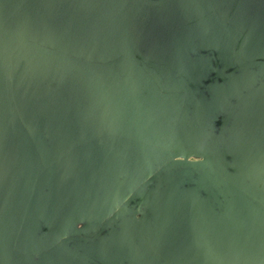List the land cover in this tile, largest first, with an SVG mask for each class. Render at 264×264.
I'll use <instances>...</instances> for the list:
<instances>
[{"label":"rangeland","instance_id":"1","mask_svg":"<svg viewBox=\"0 0 264 264\" xmlns=\"http://www.w3.org/2000/svg\"><path fill=\"white\" fill-rule=\"evenodd\" d=\"M194 7L195 6L190 5L189 10L194 11ZM131 11L132 13H129L128 15H130L132 18H136V15L134 13H136L138 9L134 8V10L132 9ZM97 12L98 11L92 12L89 10L79 13L81 16H78V18H76L79 24L78 30L75 32V35L73 34V31L69 32V39L66 40L67 43L62 44L63 52L65 54L71 55L73 58L80 55V48L83 43V41H81V43L79 40L80 36H82L81 38L85 39L87 33L94 31L91 26L109 20L106 14ZM8 18L10 17L8 16L6 19ZM198 20L199 19H197L195 22L197 23ZM46 21L47 17H36L32 19L30 26H32L33 29H36ZM41 29L42 28H40V30ZM108 29H110V27ZM127 29L128 30L126 31V33L130 34L128 40L131 39L129 44L126 43L128 44V47L131 42H133L134 31L132 27H128ZM0 32L1 44L3 40L2 36L6 35V32L4 30L2 32L1 29ZM113 32L117 33V31ZM23 36L20 35V40H22ZM33 41H37V39L31 38L30 42ZM72 41L74 42L72 43ZM125 45L121 50L117 49V52H119V54L124 57L123 60L119 58V54L115 53L116 48L114 49V44H112V47L107 54L106 52H104L103 55L102 53H98L100 55L98 56V58L93 57V60H87V66L82 65L79 62L77 63L79 67H82L85 70L86 68L97 67H99L100 69L92 70L88 73H81L79 69H77L76 65H73L72 69H68V63H66V66L63 65L62 67V71L69 74L73 73V75H76V77H78L79 79H91L93 81L102 82L103 74H96L95 72L111 70L112 72H116L120 76H122V81L125 73L129 70V68L132 67V69L134 70L129 75H127V80L131 81L134 84L132 98L141 101L142 96H144V92L142 91V89H144L146 86L148 87L147 89L149 90L151 95L152 92L155 91L156 94H158L161 98H163L164 96V109L167 110L168 113H179V111L181 110V113L184 112V116H186L182 120L188 119L187 121L181 122V127H179L178 131H181V134L183 136H187V134H190V130L193 126L192 120H190V118L192 119L193 105L191 101L192 98L189 97L188 91L183 87L181 83L175 82L176 75H169L167 72H164L163 69L167 67L165 61H162L160 59L147 58L146 64L143 65L137 61L140 60L139 58H133L131 54H128V51L126 49L127 47L125 48ZM17 47L18 46L15 45L13 49L14 53L18 50ZM10 54L12 55V57L9 56L8 58H6L3 55L2 50L0 49V65L4 66L6 70L11 66V62L12 66L16 65L22 68H26V66H29L28 61L30 57L13 55V53ZM72 64L73 63H71V65ZM248 72L249 73L247 75L244 74L243 76L242 71L232 70L231 74L229 73L228 76L224 77L225 84L230 83L232 74L234 75V77L238 75L239 78H243V85L239 89L237 96H235L233 99H237L238 97H242L243 95H245L253 85H258L264 82V71L256 69L254 71ZM6 79L7 74H2L0 76V128L3 129V133L1 134L0 138L1 143L4 147L3 150L5 151V155L6 153L8 154V152L10 153L8 154L7 163L9 164L8 178H11V181L8 184L7 182L5 183V185L7 184L6 186H4L5 188H0V197L3 194L4 190L5 194H13L17 191H24L23 188L15 186L13 175L23 172L22 169H27V166L30 163V159L32 162V159L35 158L40 168L49 170L46 173L47 177L43 178L44 182L42 184V192L41 196L38 198L44 205L45 209H47L50 219L49 221L47 220L46 222H42L41 224H39L40 229L37 230L35 237L38 240L40 239L41 245L40 248H34L35 246L31 248V253L33 254V264H43L42 260H46L47 254L50 250L42 249V244H44V237L47 235L46 233L51 227L50 225L53 222L51 228L53 229L55 224L54 208L51 207L52 203L50 202L51 192L54 193L56 199L59 200L60 193H57L58 185L61 181H71V178L68 175H65L67 173H64V169L60 173H58L57 176H55L54 174L61 170L64 165L71 163L72 160L79 157L90 156L89 153L93 151L94 148H100L101 151L104 148L111 149L108 144L101 143V139H104L106 137L108 138V134H110L112 131L117 132V134L113 136L116 138L118 137L117 139H119V137H121L119 136V133L124 134L125 129L131 125L133 126L132 130L130 131L132 137L127 136V139L132 142V139L135 140V135L139 139L143 138L142 140L144 141V144L140 145L139 150H134V153L136 155L130 156L127 153H123V158L121 159L124 160L132 159L135 156L138 157L139 163L136 167V174L138 176L137 178L139 183L137 182V184H135L134 190H129L126 194H123L122 198L119 200L120 204L115 203L113 205L112 209H115V211L116 208L120 209L121 214V218L113 220V222L116 221L117 225H119L120 223L126 225L125 223L129 222V218H134V216H137L138 218H140V220H142V222L147 225V227L151 229L153 227H160V225H156L153 221L155 215L153 209V205L154 203H156L155 197L148 195L153 185L148 186L145 190L142 189L140 194H136L135 191L149 179L146 172L147 166H159V171H161L163 170L164 165L168 163H172L176 167H183L185 166L183 165L185 162H195L200 159L202 160L201 156H197L194 151V147L196 148L198 143V139L196 137H191L193 138V140L191 139L192 144L189 147L174 144L171 147L170 152H165L164 154L163 151H157V154H155L156 150H154V148L150 146L152 142H149L148 136H146L148 132L146 126V118L139 111V107L134 104L133 113H135L136 115V122H134V120L127 115H123L122 112L120 113V110H123L125 103L128 100V96H123L124 102L117 105L116 111L118 113V116L112 117V121L108 122V114H111V109L115 105L117 97V93L110 91L113 97L111 99L105 97L104 101L108 103V111L101 119L86 121L85 115L77 118L64 117L56 119L51 123V128L46 127L42 132H40L41 135L39 134V131L37 132V137L40 135L47 141L46 145L48 147L41 148V145L39 146L35 142L33 138L34 136L32 134H28L24 138H21L14 134L17 112L15 111L12 103L7 104L8 99H10V93L7 92L5 88ZM8 82L9 80H7V83ZM174 82L176 84L178 83V86L176 85V91L173 90V87L175 86ZM139 83H142L141 87L138 86ZM165 88H171L172 91L170 92V90H165ZM90 90L91 87L89 86V93ZM206 94L208 95L209 92L206 91ZM97 101L98 100H96L95 98H92L93 104ZM239 104L240 105L238 109L234 113V115H237V118L239 117L238 126L233 125L231 128L229 127V129H226L225 123H221L222 118H225L226 115L230 114L231 104L222 107L221 112L218 113L217 118L215 117L211 119L206 125H203L206 128V135L203 139V150L208 153L210 157L220 158V163L228 168L233 174L237 175L241 181H243L247 185H250L251 183L253 185L251 187L255 188L259 192L264 193V165H262L264 163V85L256 93L251 95V97H247ZM255 105L257 106L255 107ZM95 107L97 106L94 104L93 108ZM197 109H199L200 111L201 107H199L198 105ZM249 112H251V114H249ZM141 115L143 117H141ZM248 121H251V123L253 122V130L249 133L248 138H245V135L242 136L241 133L245 129ZM114 126L116 127L115 129L113 128ZM89 129L93 131L91 132L89 131ZM127 130H129V128H127ZM235 131L236 134L234 137ZM126 134L129 135L128 132H126ZM238 134V142L240 143L238 144L237 151L235 150L228 154H223L225 147L229 146L228 141L232 139L234 140V142H236ZM89 135H92L94 139L92 140ZM47 137L57 138L56 140H61V142L59 143L65 148L58 145L54 146L55 143L49 141ZM112 141L113 140L111 138V142ZM10 146H12V149L8 150L7 148ZM66 147L70 149L74 147L76 148V150L70 151V149L67 150ZM60 148H63L64 151L63 149L60 150ZM53 150L56 151V154L53 152ZM123 151H129V148ZM258 151L260 153H258ZM50 152H52L53 154L52 158H50L49 156ZM189 152H192V155L189 156L190 158L187 157V153ZM96 153L98 152L96 151ZM161 154H164V163H160L162 156ZM24 156H26L29 161H27L26 159V161L24 162L22 159ZM46 159L48 161H46ZM16 169H18L19 171H15ZM213 169L215 170L213 178H207V181L205 183H202V186L195 182L198 192L197 198L202 201V208L200 213H194L196 214L197 218L200 217L201 224L205 225L207 232H209L210 234V239L213 245L206 253H197L193 257V261L196 264H264V200L253 196L241 187L237 186L225 174L218 171L215 167H213ZM178 170V168H175L167 171L165 175L160 174L158 183L159 185H163V187L159 188L160 191L158 194L163 195V198L167 195L164 187L167 186L168 181H173L172 184L175 185V188L169 193L176 192L181 186H184L182 183L180 184L181 178L183 177L177 174ZM11 174L12 177H10ZM52 177H54L53 181H51ZM83 182L86 183V180H83ZM33 187L34 186H32L31 191L29 190V187H25L24 189L26 191H24V193H22L21 195L17 194V196H23V194L26 197L36 196L35 192H37V189L34 192ZM201 187L203 188L200 189ZM40 189L41 188H39V190ZM145 199L150 200L148 202V208L145 206ZM16 205H19V202H17ZM64 207L70 208L71 206L69 204H66V206ZM64 207L62 208L63 211H65ZM80 207L84 211H86L85 203H81ZM244 211L247 212L250 218V228L247 226L244 220ZM208 215L211 217H215V220L213 221V219L211 217L209 218ZM124 216L127 217L125 218ZM85 226L87 225L84 223L82 227ZM33 228H36L34 224ZM22 239H26L25 234H22L21 240ZM54 245L55 244L50 246L49 244H47L46 247L51 248ZM5 249L8 253V248L0 249V252H3V250ZM76 250L82 251L83 248L81 247ZM6 260H4L2 264H9Z\"/></svg>","mask_w":264,"mask_h":264},{"label":"flooded vegetation","instance_id":"2","mask_svg":"<svg viewBox=\"0 0 264 264\" xmlns=\"http://www.w3.org/2000/svg\"><path fill=\"white\" fill-rule=\"evenodd\" d=\"M171 1L172 0H169L163 6H160V7L154 8V9H161V8L169 5V3ZM182 1L184 3H188V4H191L192 6H195L194 11H190L189 8H187L185 11L184 7H182L183 10L180 9V7H179V9H180L179 15H180V18L182 17V19H181L182 26H184L185 22H189L190 20H193V22H195L197 19H200L201 21L198 20L199 27H200V24L203 23L202 21L205 22V23H203V25H205V26L204 27L202 26L201 30H196L195 27H192V26H190L188 29L186 28L187 31L181 30V32L183 33V38L181 39V41L184 42V46H183V48H181L182 52H184L182 55L184 57L183 59H185L188 56H191L192 58H194L193 63L187 64L189 67V70H190V74H189L190 77H189V75H184L188 78V79L185 78V80L192 87L193 94L198 98V103L195 107V114L192 113V119L190 118V120H192L193 126L190 130V134H187V136H183L181 134V131H178V129H179V127H181L180 126L181 122L187 121L188 119L182 120L186 116H184L185 115L184 112L181 113V110L179 111V113H176V112H174L173 114L168 113L167 110L164 109L165 97L163 96L162 107L160 109L162 114L161 113H156V114H149L148 113V115H145L146 123H147L146 126H147V130H148L146 136H148L149 142H150L149 139H150L152 133H153L152 135L155 136V138L159 137V136L161 137L160 142H158V140L153 141L152 144L150 145L152 148H154V150H156L155 154H157V151H163L164 154H165V152H170L171 147L174 144H179L181 146L183 145L185 147H189L192 144L191 139L193 140V138H191V137H196L198 139V143H197V147L196 148L194 147V151H195V154L197 156H199V157L201 156L202 160L200 159V160L195 161V162H185L183 164L185 166H183V167H176V166H174V164L168 163V164L164 165L163 170H161V171H159V166H155V165H150L149 167L147 166L146 172H147V176L149 177V179L147 181H145L142 184V186H140L136 190L137 192H135V193L140 194L142 189L145 190L148 186L153 185L152 189H151L150 193H148V195L155 197L156 203L153 202L154 203L153 209H154V212L156 215H157V211H158V205L160 202H165L168 218L173 217L172 216L173 214H174L175 219L176 218H185L186 215L189 214L188 230L192 233V235L194 236L195 242H196L195 243L196 252L193 255V256H195L197 253H206L208 250H210V248L213 245L211 242V239H210V234H209V232H207L205 225L201 224L200 217L197 218L196 214H194V213H197V214L200 213L201 208H202V205H201L202 201H200V199L197 198L198 192H197L195 182L202 186V183H205L207 181L206 180L207 178H213V174L215 173V170L213 169V167H215L218 171H220L213 163L208 161L209 158H211V159H215V158L210 157L208 155V153H206L203 150L204 149L203 139L205 138V135H206V133H205L206 128L203 125H206L211 119H213L215 117L217 118L218 113L221 112L222 107L227 106L228 104H231V112L229 111L230 114L228 113L229 115H226L225 118L220 117V118H222L221 123L222 122H223V124L225 123L226 129L227 128L229 129V127L231 128L233 125L238 126L239 125V123H238L239 117L237 118V115H234L235 111L238 109V107L240 105V104L238 105V103L245 96L250 94L251 91H253L255 88H257L258 86H262L264 84V82H262L258 85H253L252 88L245 95H243L242 97H238L237 99H233L235 96H237L239 89L243 85V81H242L243 78L242 79L239 78L238 75H236V77H234V75L232 74L231 75L232 79L230 80V83L225 84L224 77L228 76L229 73L231 74L232 70H234V71L240 70V71H242V74L244 76V74L247 75L249 73L248 71H254L256 69L264 71V68L257 67V68H252V69H248V70H242L236 65V62H235L236 47H237L240 39L234 32H232L230 30L221 29L214 21L213 12H214V14H217L218 17H220V19L224 25L233 26L244 34L245 43L242 47V54H241V59L243 62H256V61L264 62V46H263V44H264V11L261 8H260L261 10H257L256 8L255 9L253 8V12H251L252 14L248 16L250 19L246 20V19H242L244 16L243 17L241 16V15H245L243 10L241 11V8L239 7L240 10L238 12V9L233 5L234 8L236 9V14L238 13V16L235 18L237 20V22L236 23H227L225 18H223L221 15H219L217 13L218 12V8H217L218 4H216V2L214 3L213 0H207L208 3L214 8V9H212L213 12L209 8H207L199 0H182ZM237 1H238V5H240V6L242 4L243 5L247 4L242 0H237ZM142 2H143V0H142ZM233 6H232V8H233ZM248 6H250V5H248ZM222 8H223V10H225V9L229 10L230 9L229 3L226 2V4ZM11 9H12V7L9 6V7H6V9H3L2 11H0V22L3 19L5 20L6 17H8V16L10 17L9 14H10ZM228 10H226V11H228ZM161 13L162 12H160L158 14L156 20L162 21V22L167 21L172 14L171 10H168L166 13H162V14ZM198 14H200V15H198ZM43 15H45L44 17H46V13L42 9H40V12L38 11V14L37 13L32 14V19L36 18V17L41 18V17H43ZM239 16H241L242 18L240 19ZM198 17H201V18H198ZM161 18H163V20ZM156 26H159V24H156ZM182 29H185V28L182 27ZM212 29H215L218 32L217 33L218 36H221V38H222L221 42L218 43L217 45H214L213 43H211V45L213 47H216L215 49H217L216 59L219 62L218 67H216L217 66L216 63L214 62L213 58L209 54L211 51V49L209 48L210 47L209 42H211V40L214 37H217V36H212L213 35L212 33H208V30H212ZM158 33H159V31H157L156 29H154V30L149 29L145 33V35L148 39L155 40L156 50L158 48H160V45L164 41V38L162 36H160ZM228 36H230V38H232L234 36V38H235L234 44L232 42V39H227ZM4 37H5V35L2 36V39ZM192 41H197V43L193 44ZM2 45H3V42H2ZM7 47L8 46L5 47L6 51H8ZM168 52L170 53V58H173L174 53L171 55V53L173 51L171 52V50H170ZM186 53L191 54V55H187ZM165 54H167V52ZM160 60L165 61L163 59H160ZM172 63L174 64V62H172ZM176 64L177 63H175V65ZM181 67H182V65H181ZM181 67L179 64V65H177V69H176V67H175V69L179 70ZM170 72L171 73L169 75H175L176 74L175 70H173V69ZM185 74H187V73H185ZM115 78L116 77L114 75H109L107 77L108 84H112L115 81ZM180 79H184V78L183 77L177 78L175 82H178ZM175 82H174L175 86L176 85L178 86V83L176 84ZM200 82H202L201 85H199ZM179 83H181L183 85V87L188 91L189 97L192 98V100H191L192 105H194L195 100L191 96L190 91L186 88V85L183 82H179ZM175 86L173 87V90L176 91L177 87H175ZM71 91H74V93L76 95L78 94V90H71V89H68L66 86H65V88H61L57 85H48V86L43 85V86H41L37 95L40 97L39 99H41L39 101L40 104H44L46 102L49 105L47 112H45L44 107H42L43 112H41L40 114L35 113L36 112L35 107H29V106L23 107L22 110L20 111V115L22 118L24 116V117H27L28 119H27L26 123H24V125H25L24 128L19 127L20 126L19 121L15 120L16 127L14 128V134H16L17 136H19L21 138H24L26 135L30 134V132L33 130V128L38 123H40L43 119H45L47 117L55 116V114L58 112L70 110L71 107L69 105H67V103H68V101H70L69 94ZM171 91H172V89L170 88V92ZM206 91L209 92L208 95L206 94ZM79 92H81V91H79ZM247 97H249V96H247ZM250 97H251V95H250ZM77 101H78V99H77ZM149 102L152 105V97L150 98ZM7 104H10V99H8ZM82 104H83V102H81L80 106ZM151 105H150V109L148 112H150V110L152 109ZM198 105H199V107H201L200 111H199V109H197ZM61 106H63V107H61ZM256 106L257 105H255V107ZM57 109H59L61 111H57ZM103 111H104V106L100 107L98 109V111L95 112L94 116H99V114L102 113ZM251 112H249V114H251ZM23 113H24V115H23ZM166 118H169V120L167 122H166ZM197 119H198V124H197ZM235 119H236V121H235ZM250 123H251V121H248L245 129L241 133L242 136L245 135V138H248L249 133L253 130V125H251L252 123L251 124ZM249 124H250V126H249ZM237 126H236V131H237ZM89 131L92 132L93 130L89 129ZM236 131L234 132V137H235ZM2 133H3V129L0 128V137H1ZM221 134H222V132H221ZM105 135H107V134H105ZM89 136L92 140L94 139V137L92 135H89ZM110 138H112L114 140L113 136L109 135L108 138L106 137L104 139H101L102 142L101 141L100 142L103 144H108V146L110 147V146L114 145V143H115V141L112 143ZM47 139L49 141L55 143L54 146H56V145L62 146L59 143V142H61V140H56L57 138L47 137ZM34 140L40 146V144L38 143V141L35 138H34ZM201 140H202V145L200 147V141ZM236 140H237L236 142H234V140H232V139L230 141H228L229 146L225 147L223 154H228V153L235 151V150L237 151L238 144L240 143V142H238L239 141V134H238V137ZM108 141H110L111 143H109ZM1 146H3V144ZM11 147L12 146L8 147L7 149L10 150V149H12ZM63 148H65V147H63ZM63 148H60V150H62ZM3 149H4V147H3ZM66 149L68 150L70 148L66 147ZM71 150H76V149L71 148L70 151ZM104 150L110 151L114 159L123 158L122 154H116V153H114V151L112 149L104 148L102 151H104ZM63 151H64V149H63ZM102 151L100 148H98V150H97L98 153H100ZM53 152L56 154L55 150H53ZM98 153H96V151H94V152L91 151L89 153L90 156L76 158V159L72 160L71 163L64 165L61 170H59L58 172H56V174H54L55 176H57L58 173H60L64 169L65 170L64 173H67L65 175H68L71 178L70 179L71 181H61L60 184H62L63 187H66V185H68V184L73 185L76 183V186L72 192L70 203H67V202L62 203L60 197H59V200H57L56 196H54V193L51 192L50 202L52 203L51 207L54 208L55 224H54L53 229H51L53 222L50 225L51 227L48 229V231L46 233L47 235L44 237V244H42V249L45 250L47 248L46 247L47 244H49L51 246V245L55 244V242L57 243L58 238H59V234L62 233L63 230H66L67 228H72L73 226L76 227L74 225L73 213L76 214L77 211H80L79 214H81V216H88L89 211H90L89 208L94 209V207H98L101 209L104 208V211H107L108 216L112 215L114 209H112L109 206L107 201L104 203L98 204L97 201H94L92 197L88 199L87 193L83 190V188L86 187L87 183L92 182L88 179V177H87L88 175H86V174H92L93 172H96V174L93 176V178L95 179L96 183H98L99 185L102 186L103 182L107 180L108 172L110 171V169H113L112 165L107 164L109 166V168L107 166L106 171H103V169L92 170V167H93L92 165L94 164V162H93L94 156ZM164 154H161L162 156H161L160 163L165 162L163 160ZM52 155H53L52 152H50L49 153L50 158H52ZM191 155H192V152L187 153L188 158H190L189 156H191ZM22 159L24 162L26 161V159H27V161H29L26 156H24ZM46 161H48V160L46 159ZM219 162H220V158H219ZM158 164H159V157H158ZM8 165H9L8 163L0 164V188H3L4 186H6L11 181L10 180L11 178H8L9 177V173H8L9 172V166ZM210 166H213V167H210ZM27 167L28 168L25 170L22 169L23 172L14 174L13 175V181L15 182V186H19L20 188H23L24 191H26L24 189L25 187H29V190L31 191L32 186H34L33 187L34 192L37 189V192H35L36 196L26 197L24 194H23V196H17V194L21 195L22 193H24V191H21V192L17 191L16 193H13V194H5V190H4L3 194L0 197V199L3 198L2 200H0V242H1L0 246L4 247L6 244L8 247V253H7L6 249L3 252H0V264H2L3 261L6 259H7L6 261L9 264H33L32 263L33 262V259H32L33 254L31 253L32 252L31 248L34 246H35L34 248H40V245H41L40 239L38 240L35 237L37 230L40 229L39 224H41L42 222H46L47 220L49 221V219H50L48 216V211H47V209H45L43 204L36 209L37 200L39 202H41L38 197L41 196L42 184L44 182L43 178L47 177L46 173L49 170L40 168L38 164H32L31 159H30V163ZM68 167H70V168H68ZM175 168L179 169L177 174H179L183 177V178H181L180 184L182 183L184 186H181L176 192L169 193L170 191H172L175 188V185L172 184L173 181L167 180L168 181L167 186L164 187V190L167 192V195L163 198V195L158 194L160 191L159 188L163 187V185H159V183H158L159 176H160V174L165 175V173H167V171H169L171 169H175ZM4 170H7V171H4ZM15 171H19V170L16 169ZM69 172H71V173H69ZM87 172H91V173H87ZM124 173L122 176H120L118 178L117 184L115 185V189L113 190V191H115L114 193H116L114 197L115 198L118 197V198H116L115 203H119V204H120L119 200L122 198L123 194H126L129 190H134L135 184H137V182H138L137 177H132L131 179H129L132 187L129 189H126L125 184H126L127 179H126V176L124 175ZM251 174H252V172H251ZM233 175L238 178L237 175H235V174H233ZM3 176H5V179H4L5 181H4V184L2 185L1 181H2ZM111 176H114V174L111 173ZM10 177H12V174ZM54 177L51 178V181H53ZM121 177H123L124 180H119ZM248 178H249V176H248ZM83 180H86V183H84ZM133 180H135L134 183L132 182ZM6 182H7V184L5 185ZM263 182H264V179H263ZM80 185H83V187H81V194L82 195L79 198L77 208H74V206H73L74 195H75V192L77 191V189L80 187ZM250 186H253V185L250 183ZM39 188H41V189L39 190ZM66 188H65L66 189L65 194L67 195V193L70 190V187H66ZM202 188L203 187H201L200 189H202ZM38 190H39V192H38ZM59 191H60L59 187H57V193H60ZM101 193H102V191H101ZM160 193H163V192H160ZM168 193H169V195H168ZM199 195H200V193H199ZM149 201L150 200L145 199V202H146L145 206L147 208H148V202ZM17 202H19V205H16ZM81 203L86 204V208H85L86 211H84L80 207ZM186 203L189 204L188 210L183 211V206ZM66 204H69L71 207L70 208L64 207V206H66ZM113 205H112V207H113ZM63 207L65 208V211H63V209H62ZM149 207H150V205H149ZM60 208H61V210H60ZM99 212H101L102 215H104L103 210L102 211L99 210ZM181 213L183 216H180ZM42 215L44 217H41ZM64 216L65 217L68 216V217L65 218ZM112 216H113L112 220H117V219L121 218L120 211H118L117 213H116V211H114ZM208 217L210 218L211 216L208 215ZM211 218L213 219V221L215 220V217H211ZM244 220H245V218H244ZM123 222H125V221H123ZM33 224L36 226V228H33ZM125 224H127V223H125ZM120 226L124 228L125 225L120 223ZM161 227H163L162 224H160L159 228L161 229ZM178 231H181V229H179ZM84 233H85V231H84ZM22 234L23 235L25 234L26 239L21 240ZM199 234L202 237L206 238L207 242H209V243H207L205 246L197 245L196 240H197V237L199 236ZM103 239H104L103 242L105 243V245H109L110 243L114 244L116 242V240L109 233H108V235H104ZM22 241H23V245H24V243L26 245H28L29 250L28 249H27V251L18 250V247L20 246ZM72 242L76 244V246H75L76 249L82 247L83 248L82 252L85 253V249H86L87 244L84 240H80V241H76V242L72 241ZM37 243H38V245H37ZM54 249H56V247L52 248L53 251H54ZM58 250L61 253L62 247L58 246ZM5 256H6V258H5ZM126 256H127V254H126ZM191 257H189L187 260L191 259ZM54 258L55 257L52 256V254H50L47 256L46 260L48 259L50 264H56V262H55L56 259L53 260ZM67 259L68 258L60 259V260H63L64 264H71ZM71 262L75 263L72 260H71ZM44 264H46V263L44 262Z\"/></svg>","mask_w":264,"mask_h":264},{"label":"crops","instance_id":"3","mask_svg":"<svg viewBox=\"0 0 264 264\" xmlns=\"http://www.w3.org/2000/svg\"><path fill=\"white\" fill-rule=\"evenodd\" d=\"M213 1L214 3L216 2V4H218V6L216 5L218 8L217 13L223 18H225L227 23H236L237 20L235 18L238 16V13L236 14V9L234 8V6L238 9V12L240 10V7L241 11L243 10L245 14L241 15L242 17L244 16L243 18L241 16H239V18L248 20L250 19L248 16L252 14L251 12H253V8L261 10L260 7L256 4V2L264 0H248L250 1L248 2V4H242L241 6L238 5L237 0ZM226 2H228L230 5L229 10H223L222 8L226 4ZM189 5L191 4L184 3L182 0H172L169 5L161 9H154L149 8L141 0H0V11L6 9V7H12L9 14L10 18L6 19V21L3 19L0 22V29L2 30V32L4 30L6 32L5 36L9 38L12 37L11 33L28 30L30 34H37L45 40H53L55 42H58L59 44H66V40L69 39V32L73 31V34L75 35V32L79 28V24L76 19L78 18V16H81L79 13L89 10L92 12L98 11L103 14H106L109 20L103 23L101 22L100 24H95L96 26H91L94 31L87 33L85 39L81 38L82 36H80V42L83 41V43L81 42L83 48L82 55L84 56L83 58L86 64L88 63L87 60L94 59L92 54H98V50L103 46L101 44H104L105 42L113 44L111 40L116 43V47H114V49L116 48L115 53L119 54V52H117V49L121 50L122 48H124L123 43L124 41L129 39L130 36V34L126 33V31L128 30L127 28L132 27L134 31L133 42H131L128 47L127 45L129 43L125 45V48L127 47L126 49L128 51V54H131L133 58H139L140 60L137 61L140 63L143 62L144 64H146L147 58L163 59L165 60V64L167 65V67L163 69L165 73L167 72L168 74H170V71L173 69L176 73V79L181 77L185 79L187 77L184 75L190 74L189 67L187 65H182L179 70H176L177 65L180 64V60L184 58L182 56L184 52H182L181 50V48H183L184 46V42L181 41V39L183 38V33L181 32V30L184 31L190 26L195 27L196 30H201L202 26H205L203 25V23H205L204 21H202L203 23L200 24L199 27V25L197 26L198 22H193V20L185 22L184 26H182V17L180 18L179 15L180 9L184 7L186 11V9L189 8ZM231 5H234L233 8ZM134 8L138 9V11L134 13L136 15V18H132L130 15H128L129 13H132L131 10H134ZM40 9H42L47 14V21L44 24H41L40 27L36 28L35 30H32L30 26V23L32 22V14H38V11ZM168 10H171L172 14L167 21L162 22L156 20L160 12L166 13ZM161 19L163 20V18ZM156 24H159V26H156ZM109 27L113 31H117V33H114L112 30L108 29ZM182 27H184L185 29H182ZM40 28L42 29L40 30ZM149 29H156L157 31H159L158 34L164 38V41L160 45V48H158L157 50L155 46V40L148 39L145 35L147 30ZM208 33H212V36H217L214 37L211 42H209V48L211 49L209 54L216 63V67H218L219 62L216 59L217 49H215L216 47H213L211 43L217 45L221 42L222 38L221 36H218V32L215 29L208 30ZM227 39H232V42L234 44V36L232 38L228 36ZM73 42L74 41H72V43ZM0 49L2 50V53L6 58H8L9 56L11 57V54L5 50L4 45H0ZM170 50L171 52L173 51L171 55L173 53V55L176 54L175 56H173V58H170V53L168 52ZM166 52L167 54H165ZM98 56L100 55L98 54ZM98 56L96 58H98ZM119 58H121L122 60L124 59L121 54H119ZM172 62H174V64ZM175 63L177 64L175 65ZM28 64L29 66H27L26 68H21L16 65L12 66L11 62V66L7 70L4 68V66L0 65V76L2 74H7V78L9 80L8 83L6 82L7 84H5V86L8 92L10 93L11 103L15 108V111L17 112V120L20 124L19 127L24 128V123H26L28 119L24 116L22 118L20 115V111L23 107H35L36 114H40L41 112H43L42 107H44L45 112H47L49 105L46 102L44 104H40L39 101L41 99H39L40 97L37 95L39 89L43 85H57L61 88H65L66 86L68 89L78 90L77 95L74 93V91H71L69 94L70 101H68L67 105H69L71 109L67 111L58 112L55 114V116L51 117L58 116L57 118H63L65 116H69V114L71 113H73L72 116L74 117H80L85 114L81 113L88 110L87 98L89 94V87H86L85 84L80 83V81H78L75 77L68 75L62 71V67L65 63L64 59L61 56L55 53V51L51 52L44 58L36 53H32ZM92 69L95 68H88V71ZM133 70L134 69L128 71L129 74ZM112 74L115 75L116 73ZM115 76L116 78L113 82V85L111 84L109 86V88H112L111 91L113 92V87L119 81V74L117 73ZM138 86L141 87L142 83H139ZM147 88L148 87L146 86L144 89H142V91L144 92V96H142L141 101L132 98V91L134 87L126 88L124 86L122 90H118L119 93L121 91L129 93L128 95H125L128 96V100L126 101L123 110H120V113L122 112L123 115H127L128 117L132 118L134 122H136V115L135 113H133L135 104L139 107V111L144 115V117L145 115H148V113L152 114V109L150 110V112H148L151 105L149 100L152 95L150 94ZM123 94L121 95V98H119L115 102V105L111 109V114H108V122L112 121V117L118 116L116 108L118 104L124 102ZM81 102H83V104L80 106ZM104 106L107 107V104H105ZM84 108H86V110L81 111ZM57 111L61 110L57 109ZM107 111L108 109L106 110V108L104 107V111L100 113L99 116L93 115L90 118V113H88L87 115H85V118L87 119L89 117V119H87L88 121H90L91 119H93L92 121L101 119ZM115 113L116 115L114 116ZM141 117L143 116L141 115ZM251 125H253V122ZM113 128L115 129L116 127L114 126ZM127 128H129V130H127ZM127 128L125 129L124 134L119 133V136H121L119 137V139H117L118 137L116 138L113 136L117 134L116 131H112L109 134L112 135L114 138V140L112 139V143L115 141L114 145L110 147L116 154L127 153L130 156H133L136 155L134 153V150H139L140 145L144 144V141L142 140L143 138L139 139L135 135V140L132 139V142L129 141L127 139V136H131L130 131L132 130L133 126L131 125ZM126 132H128L129 135H127ZM108 142L111 143L110 141ZM127 148H129V151H123ZM72 149L76 148L72 147ZM97 150V148H94L93 152ZM258 153L260 152L258 151ZM95 160L98 162H102L98 163L97 166L93 164L92 170H107L108 165L103 164V160H99L98 158H95ZM95 174L96 172H93L92 174H87L88 179L92 182L87 183L86 187L83 188V190L87 193L88 199L91 197L93 199L97 198V200L95 201H97L98 204L107 201L109 206L112 208V205L116 202V198H118L114 197L116 194L114 193L115 191H113L115 189V184L113 186V184L110 182V179H108L107 183L106 181H104L102 186H100L98 183L95 182V179L93 178ZM119 180H124V178L121 177ZM132 182L134 183L135 180H133ZM75 186L76 183L73 185H66V187H70V190L67 195L65 194L67 188L63 187L62 184L58 186L62 203L71 202V195ZM101 191L103 193H101ZM89 210L90 211L88 216H81V214H79L80 211H77L76 214L73 213L74 224L76 228L72 227L63 230V232L59 234L58 242H55V245L51 248H46L50 249L47 254L48 256L56 250L59 251L58 246L62 247V252H59V254H57L58 256L53 259H56V264H64L63 260L60 259L66 258H68L67 260L71 264H196L193 261L194 256H192L189 260L169 259L167 256V252L163 249L160 244V236H163L162 229H172L173 231H178L179 229H181V232L184 230L186 231V229L188 230L189 214L186 215L185 218L175 219L174 214L172 215L173 217L168 218L166 204L165 202H160L158 205L157 215H154L153 221L157 225L162 224L164 228H148L147 225L142 222V220H140V218H138L137 216H134V218H129V222H126L127 224L123 228L120 226V224L117 225L116 221L113 222V216H108V213L107 211H104V208L101 209L98 207H94V209L89 208ZM99 210H103L104 215H102ZM113 211H115V209ZM118 211H120V209L117 208L116 213ZM41 217L44 216L42 215ZM67 217L68 216H66L65 218ZM124 217L126 218L127 216ZM84 223L87 226L82 227ZM78 225H80V227H78ZM83 230L85 231V233ZM108 233L111 234L112 237L116 240L114 244L110 243L109 245H105V243L103 242V236L108 235ZM80 240H84L87 244L85 253L80 250H75L76 244L72 241L76 242ZM196 241L197 245L199 246H205L207 243H209L207 242V239L202 237L200 234L197 237ZM171 243L174 246L175 243ZM55 247L56 249H54L53 251L52 248ZM187 247L188 248H186L184 253L181 252L182 254H187L188 252H190V245H188ZM181 253L178 254L182 255ZM71 260L75 263H72ZM44 262L46 264H50L48 259L42 261L43 264Z\"/></svg>","mask_w":264,"mask_h":264},{"label":"water","instance_id":"4","mask_svg":"<svg viewBox=\"0 0 264 264\" xmlns=\"http://www.w3.org/2000/svg\"><path fill=\"white\" fill-rule=\"evenodd\" d=\"M142 1V0H141ZM167 1L169 0H143V3H145L149 8H157V7H160V6H163ZM200 2H202L207 8H209L211 11L212 9H214L209 3L207 0H199ZM244 1L245 3L248 4V0H242ZM24 4V2H23ZM138 4V2H137ZM251 4V3H250ZM256 4L264 11V1H260V2H256ZM215 7V6H214ZM40 12V10H39ZM213 12V11H212ZM45 15H43L44 17ZM46 17H47V14H46ZM7 18V17H6ZM5 18V20H6ZM213 18H214V21L215 23L223 30H230L232 32H234L240 39L237 47H236V54H235V62H236V65L242 69V70H248V69H252V68H264V62H243L242 59H241V54H242V47L245 43V36L244 34L239 31L238 29H236L235 27L233 26H229V25H224L220 19V17H218L217 14H214L213 12ZM31 29L32 30H35L32 28L31 26ZM20 35H24L22 37V40H20ZM12 37H4L2 42H3V45L4 46H8V53H13V55H20L22 57L24 56H28L30 57L32 53H36L42 57H46L47 55H49L51 52L55 51V53H57L59 56H61L63 59H64V63H68L67 65V68H73V65H76L77 69H79V71L81 73H88L92 70H98L100 68H95V69H92V70H89L88 71V68H86V70L82 67H79L78 66V62L82 65H85L87 66V64L84 62V56L82 55V52H83V48L81 46V54L76 56L75 58H73L71 55H67L63 52V47H62V44H59L58 42H55L53 40H45L43 38H41L39 35L37 34H30L28 32V30L26 31H21V32H16V33H13L11 34ZM127 37V36H126ZM31 38H36L37 41H33V42H30V39ZM29 39V40H27ZM109 40V39H108ZM131 40V39H130ZM129 40V42H130ZM44 42H53L55 44H57L58 47H60L59 51L58 49L57 50H53L52 48H48ZM111 42L114 44V47H116V43L113 42L111 40ZM128 42V39L126 41H124L123 45H125L126 43H129ZM2 44V43H1ZM15 45H17V51L14 53V47ZM103 45L102 48H100L98 50V53H102V55L104 54V52H106V54L108 53V51L111 49L112 47V44L109 43V42H105L104 44H101ZM40 49V50H39ZM61 52V53H60ZM44 54V56H43ZM92 54V53H90ZM94 58H96L98 56L95 55V54H92ZM176 55V54H175ZM173 55V56H175ZM12 57V55H11ZM25 62V60H24ZM73 63L71 65V63ZM3 63V62H2ZM64 64V65H65ZM141 64L144 65V63L142 62ZM66 66V65H65ZM27 67V66H26ZM22 68V67H21ZM132 69L129 68L128 71H130ZM126 72L124 77H123V80L121 81V78L122 76L119 75V81L118 83L115 84V86L113 87L114 89V92L117 93V97H116V101L121 98V95L123 94L124 96L125 95H128L129 93L127 92H118V90H122L123 87L125 86L126 88H133L134 87V84L131 82V81H128L126 80L127 78V75H129V72ZM66 73V72H64ZM96 74L97 73H102L103 76H102V82H99V81H93L91 79H79L78 77H76V75H73L72 74H69V73H66L68 75H71L73 77H75L78 81H80V83L82 84H85L86 87L90 86L91 87V90H90V93L88 94V98H87V104H88V110H86V108L82 109L81 111H84L83 113L81 114H84V115H87L88 113L89 114V117L91 118L96 111H98V109L100 107H103L105 104H108L105 100V97H108V98H112L113 95L110 93L111 89L112 88H109V86L111 84H108L107 82V77L109 75H113L112 73H116V72H112L111 70H107V71H103V72H95ZM117 74V73H116ZM115 74V75H116ZM114 75V76H115ZM116 77V76H115ZM8 78L6 79V82H7ZM179 82H183L185 85H186V88L190 91L191 93V96L194 98L195 102H194V105H193V114H195V107L198 103V98L193 94V89L192 87L189 85V83L185 80V79H180L178 81ZM7 84V83H5ZM133 84V86H132ZM113 85V83H112ZM264 85V84H263ZM262 86H258L257 88H255L253 90V92H251L250 94H248L247 96H250V95H253L254 93H256ZM6 88V86H5ZM109 88V89H108ZM7 90V88H6ZM165 90H170V89H166ZM8 92V90H7ZM92 92V93H91ZM247 96H245L242 100H240V102H242L244 99L247 98ZM92 98H95L96 100H98L96 103H94L97 107L93 108L94 107V104L92 103ZM89 99V100H88ZM239 102V103H240ZM238 103V105H239ZM10 104H11V99H10ZM106 108V110L108 109V107L104 106ZM76 114V113H75ZM73 113L69 114V116H65V117H74L72 116ZM116 115V113L114 114V116ZM58 116L56 117H50V118H46L44 120H42L38 125H36L34 127V129L31 131L30 134H32L33 136H35V131L36 129L45 124L47 121H50V123L46 126V127H52L51 126V123L56 120V119H60L57 118ZM89 117L87 119H89ZM56 118V119H55ZM64 118V117H63ZM74 118H77L74 117ZM86 119V121H87ZM93 119H91L90 121H92ZM195 124V123H194ZM48 128V129H50ZM202 145V140L200 141V147ZM206 157V156H205ZM208 161H210L211 163H213L223 174H225L232 182H234L237 186L241 187L242 189H244L245 191H247L248 193L252 194L253 196L261 199V200H264V193L262 192H259L257 191L255 188L251 187L250 185H247L246 183H244L243 181H241L240 179H238L237 177H235L226 167H224L222 164H220L219 162V158H215V159H211L209 158ZM263 165V164H262ZM264 170V168H263ZM246 212V211H245ZM162 232H163V236H160L161 238V246L163 247V249L167 252V256L169 259H188L189 257L193 256L194 253L196 252V248H195V239H194V236L192 235L191 232H189L187 229L186 231H173L172 229H162ZM171 242H174V246L172 245ZM190 245L191 247V250L190 252H188L187 254H182L184 253V251L186 250V248H188L187 246ZM182 252V253H181ZM178 253H181L182 255H179ZM173 257V258H172Z\"/></svg>","mask_w":264,"mask_h":264},{"label":"trees","instance_id":"5","mask_svg":"<svg viewBox=\"0 0 264 264\" xmlns=\"http://www.w3.org/2000/svg\"><path fill=\"white\" fill-rule=\"evenodd\" d=\"M192 43L193 44L197 43V41H192ZM44 44L48 48H52L53 50H57V49L59 50L60 49V47H58L57 44H55L53 42H44ZM263 46H264V44H263ZM59 51H61V50H59ZM186 54L187 55H191V54H188V53H186ZM193 62H194V58H192L191 56H188L185 59H181L180 60V67H181V65H185V64L187 65V64H190V63H193ZM201 84H202V82L199 83V85H201ZM161 107H162V98L158 94H156L155 91H153L152 92V114H156V113H161L162 114V112L160 111ZM168 120H169V118H166V122ZM49 123H50V121H47L45 124L39 126L36 129V131H35L34 138L42 146L41 148L48 147L46 145V143H47L46 139L44 137L40 136L41 135L40 132H42L43 129H45L46 126ZM38 131H39L40 135L37 137V132ZM152 134H151V137L149 139L150 142L157 141V140H158V142H160L161 137L159 136V137L155 138V136H153ZM95 158H98L99 160H103V164H105V165L106 164H110V165L113 166V169H110V171L108 172L106 183H107L108 179H110V182L113 184V186H114V184L116 185L118 178L120 176H122L123 173L125 172L124 175L126 176V179H127L126 184H125V188L129 189V188L132 187L131 184H130L129 179H131L132 177H138L137 174H136V167H137V164L139 163L137 156H135L132 159H124V160H122V159H114L110 151L104 150V151L96 154L95 157H94L93 162L97 166V164L102 162V161L98 162V161L95 160ZM32 164H38V162H37V160L35 158L32 159ZM111 173H113L114 176H111ZM81 187H83V185H80V187L75 192L74 199H73L74 208H77L78 202H79V198L82 195L81 194ZM93 200L95 201V200H97V198L96 199L94 198ZM41 205H42V203L37 200L36 209L38 207H40ZM4 248H8L7 245H5L4 247H0V249H4ZM27 249L29 250L28 245H26L25 243L23 245V241H22L21 245L18 247V250L27 251ZM57 254H59V251L56 250V251H54L52 253V256L56 257V256H58Z\"/></svg>","mask_w":264,"mask_h":264},{"label":"bare ground","instance_id":"6","mask_svg":"<svg viewBox=\"0 0 264 264\" xmlns=\"http://www.w3.org/2000/svg\"><path fill=\"white\" fill-rule=\"evenodd\" d=\"M1 145H2V143H1V138H0V146ZM8 154H9V152H8ZM8 154L6 153V155H5V151L3 150V146H1L0 147V164H4V163L6 164L7 163ZM4 171H7V170H4ZM4 179H5V176H3L2 181H1L2 185L4 184V181H5ZM188 207H189V204L186 203L183 206V211L188 210ZM180 216H183L182 213ZM244 218H245L247 226L250 228L251 227V221H250V218L248 217V214L246 212H244Z\"/></svg>","mask_w":264,"mask_h":264},{"label":"clouds","instance_id":"7","mask_svg":"<svg viewBox=\"0 0 264 264\" xmlns=\"http://www.w3.org/2000/svg\"><path fill=\"white\" fill-rule=\"evenodd\" d=\"M78 227H80V225H78Z\"/></svg>","mask_w":264,"mask_h":264}]
</instances>
